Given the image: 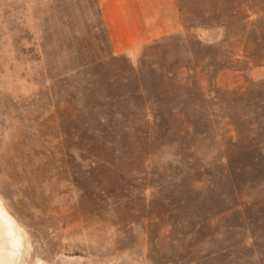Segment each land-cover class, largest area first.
I'll list each match as a JSON object with an SVG mask.
<instances>
[{
    "label": "rangeland",
    "instance_id": "obj_1",
    "mask_svg": "<svg viewBox=\"0 0 264 264\" xmlns=\"http://www.w3.org/2000/svg\"><path fill=\"white\" fill-rule=\"evenodd\" d=\"M194 1L175 0L178 32L128 56L97 0H0L16 264H264V32L257 17L245 36L188 30ZM109 93L133 102L113 118Z\"/></svg>",
    "mask_w": 264,
    "mask_h": 264
},
{
    "label": "crops",
    "instance_id": "obj_2",
    "mask_svg": "<svg viewBox=\"0 0 264 264\" xmlns=\"http://www.w3.org/2000/svg\"><path fill=\"white\" fill-rule=\"evenodd\" d=\"M112 52L132 56L154 40L178 32L175 0H97Z\"/></svg>",
    "mask_w": 264,
    "mask_h": 264
},
{
    "label": "trees",
    "instance_id": "obj_3",
    "mask_svg": "<svg viewBox=\"0 0 264 264\" xmlns=\"http://www.w3.org/2000/svg\"><path fill=\"white\" fill-rule=\"evenodd\" d=\"M211 2L212 0H195L194 5L196 10L193 13L192 19L187 16L185 6L180 7V12L184 16V24L188 30H196L199 28L210 29L216 26L222 28L231 27L233 30L238 31L237 27L241 25L240 30L245 36L248 30L256 26V22L253 20L249 21V19L251 17H257L256 21L260 19L259 32H264V0H218L216 3ZM257 8H259V11H257ZM104 33L109 43L105 26ZM101 99L106 101L102 107L111 110L113 118L119 116L118 114L121 108L133 102L131 96L120 95L118 93H109L101 97ZM153 110L152 107L149 108L145 113V117L148 122L152 121L154 123L156 120V111ZM100 120L107 121V118L102 117Z\"/></svg>",
    "mask_w": 264,
    "mask_h": 264
},
{
    "label": "bare ground",
    "instance_id": "obj_4",
    "mask_svg": "<svg viewBox=\"0 0 264 264\" xmlns=\"http://www.w3.org/2000/svg\"><path fill=\"white\" fill-rule=\"evenodd\" d=\"M0 217L2 218V223L0 225V230L5 231L3 234V241L5 246V256L3 259L6 264H16L19 260L20 253H22V239L20 236V228L17 226L16 222L8 215L0 202ZM1 236V235H0ZM0 240L1 237H0ZM3 256V254H1ZM4 262L2 261V264Z\"/></svg>",
    "mask_w": 264,
    "mask_h": 264
},
{
    "label": "water",
    "instance_id": "obj_5",
    "mask_svg": "<svg viewBox=\"0 0 264 264\" xmlns=\"http://www.w3.org/2000/svg\"><path fill=\"white\" fill-rule=\"evenodd\" d=\"M2 221H3V220H2V218L0 217V225H1ZM4 232H5V231L0 230V235H1L0 237H1V239H2V240H0V264H2V261L4 262L3 264H6V261H4L5 259H3V257H6L5 254H4V253H5V248H6V247H5V246H2V245H4V243H2V241L4 240V239H3V234H5ZM1 254H3V256H2Z\"/></svg>",
    "mask_w": 264,
    "mask_h": 264
}]
</instances>
